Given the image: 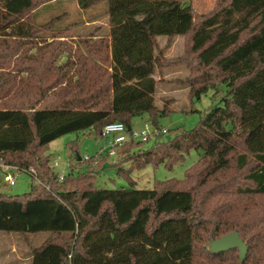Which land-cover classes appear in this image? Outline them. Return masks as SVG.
I'll return each mask as SVG.
<instances>
[{
  "label": "trees",
  "instance_id": "1",
  "mask_svg": "<svg viewBox=\"0 0 264 264\" xmlns=\"http://www.w3.org/2000/svg\"><path fill=\"white\" fill-rule=\"evenodd\" d=\"M57 1L0 0V70H7L0 74V163L32 169L40 182L32 179L21 197L0 193V221L14 233H46L30 247V264H222L238 250L211 254L199 246L203 238L237 232L247 250L244 238L258 229L264 242V216L251 218L247 209L264 207V0H227L198 19L178 0H77L82 11L106 2L109 29L60 64L36 54L60 19L37 25V13ZM159 37L167 39L163 48ZM176 37L183 52L167 60ZM181 66L190 101L221 86L225 94L193 130L158 141V119L171 110L155 101L156 75ZM142 115L156 130L154 144L125 143L131 166L118 175L130 183L134 171L171 170L195 151V169L182 180L105 189L88 171L98 156L79 158L70 144L74 160L62 180L43 156L62 136L101 138L105 125L131 129Z\"/></svg>",
  "mask_w": 264,
  "mask_h": 264
},
{
  "label": "rangeland",
  "instance_id": "2",
  "mask_svg": "<svg viewBox=\"0 0 264 264\" xmlns=\"http://www.w3.org/2000/svg\"><path fill=\"white\" fill-rule=\"evenodd\" d=\"M185 6H189L195 18L208 15L227 0H178ZM107 4L101 2L94 5L86 11L79 9L77 0H59L54 4L47 5L37 13L35 23L37 25L48 22L53 17H60L54 24V29L44 33L46 38L40 50L36 52L44 60L58 59L62 63L67 54L77 55V47L81 42H94L104 36L108 29ZM159 47L163 48L167 44V39L158 38ZM184 39L182 37L174 38L164 56L167 60L179 57L183 52ZM76 52V53H74ZM45 54V55H44ZM44 55V56H43ZM71 56V57H72ZM75 57V56H74ZM76 58V57H75ZM75 58H72L73 60ZM0 70V74H6ZM188 75L185 67H170L165 69L162 74L156 75L161 78L157 86L154 98L158 106L166 104L170 112L158 119L160 134L158 141L166 142L171 140L177 129L182 131L193 130L199 122L200 114L208 111L211 107L217 105L225 94V88L219 87L216 91H208L200 99H188V89L183 87L182 80ZM2 82V79H0ZM149 122L147 115L136 117L131 122V129L141 131ZM89 132L67 134L51 142L45 149L43 156L49 158V166L53 168L55 174L66 176L70 170V161L74 160V153L69 149V145L77 147L79 158L96 157L91 167H88L90 174L97 175V186L105 189H128L132 186L135 189H152L156 182H166L169 180H182L187 170L195 169L197 153L191 151L185 156L183 162L176 164L171 170L163 166L153 168L147 166L141 170L130 174V183L117 173V168L127 170L131 162L127 161L126 148L124 146L117 149L115 156L110 157L107 154L108 144L106 140L91 136ZM154 137L144 144L142 149H149L154 144ZM74 144V145H73ZM106 159L105 163H98ZM57 166L54 167V164ZM101 164V165H100ZM100 167V168H99ZM1 169V168H0ZM86 167H82L77 172L83 173ZM13 173V172H12ZM4 174L0 170V193L9 196H23L28 193L32 183V178L26 173H20L15 179V185L10 187L4 182ZM192 183L189 184L191 186ZM264 202V201H263ZM262 202V203H263ZM247 206V205H246ZM248 213L251 218L264 216V207L260 209L259 204L248 205ZM249 222L242 220V222ZM40 222V221H39ZM36 223V222H35ZM36 227L40 224L36 223ZM258 229L248 231L244 242L247 244L245 259L242 264H264V242L259 241ZM46 236V233L36 232L25 235L12 232L7 222L0 221V264H30L26 260L30 252V247L40 243ZM210 238H203L200 242L201 247L208 248ZM222 264H239L238 252L234 251L225 255Z\"/></svg>",
  "mask_w": 264,
  "mask_h": 264
},
{
  "label": "built area",
  "instance_id": "3",
  "mask_svg": "<svg viewBox=\"0 0 264 264\" xmlns=\"http://www.w3.org/2000/svg\"><path fill=\"white\" fill-rule=\"evenodd\" d=\"M156 134L150 125L146 124L141 131H135L132 129H127V127L119 122L107 124L103 127L101 131V138L106 140L108 144L107 154L110 157H113L117 153V149L122 147L125 143L129 141H141L146 142L149 139L153 138ZM88 157H84L87 159ZM57 166V163L54 164V167ZM0 170L4 174V182L12 187L15 185V179L20 173L28 174L36 183H40L35 173L32 169L21 171L18 168L6 166L0 163ZM13 172V173H12ZM63 175L59 176V180H62Z\"/></svg>",
  "mask_w": 264,
  "mask_h": 264
},
{
  "label": "water",
  "instance_id": "4",
  "mask_svg": "<svg viewBox=\"0 0 264 264\" xmlns=\"http://www.w3.org/2000/svg\"><path fill=\"white\" fill-rule=\"evenodd\" d=\"M231 250H238L239 260L242 262L246 255V246L237 232L230 233L219 239L213 240L208 246L211 254H221Z\"/></svg>",
  "mask_w": 264,
  "mask_h": 264
},
{
  "label": "crops",
  "instance_id": "5",
  "mask_svg": "<svg viewBox=\"0 0 264 264\" xmlns=\"http://www.w3.org/2000/svg\"><path fill=\"white\" fill-rule=\"evenodd\" d=\"M26 260H27V261L29 260V257H28V256L26 257ZM29 261H30V260H29Z\"/></svg>",
  "mask_w": 264,
  "mask_h": 264
}]
</instances>
